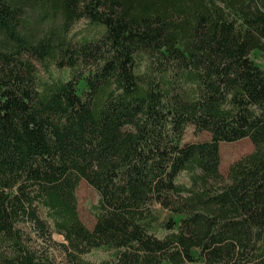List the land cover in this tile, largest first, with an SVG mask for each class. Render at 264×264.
I'll return each instance as SVG.
<instances>
[{"label": "trees", "instance_id": "obj_1", "mask_svg": "<svg viewBox=\"0 0 264 264\" xmlns=\"http://www.w3.org/2000/svg\"><path fill=\"white\" fill-rule=\"evenodd\" d=\"M255 50L264 0H0V264H56L54 233L66 264L99 247L116 250L100 264H264ZM189 125L210 139L183 142ZM244 137L224 176L220 142ZM156 202L178 216L162 235Z\"/></svg>", "mask_w": 264, "mask_h": 264}, {"label": "rangeland", "instance_id": "obj_2", "mask_svg": "<svg viewBox=\"0 0 264 264\" xmlns=\"http://www.w3.org/2000/svg\"><path fill=\"white\" fill-rule=\"evenodd\" d=\"M92 26L87 23L86 20L82 19L77 22L72 31L71 35L75 38H79L83 34H86L91 30ZM251 57L264 68V55L255 50L251 53ZM39 69L41 73L48 77L46 72L41 68L40 65ZM52 71L55 75H63L68 77L69 72L68 69L58 70L55 66H52ZM210 139V133L207 131H198L194 130V126L189 125L186 128L183 142H192V141H202ZM253 149V144L248 137H244L237 141L220 142V171L224 176H227L228 169L230 164L242 157L243 155L249 153ZM77 194V210L81 220L88 226L93 227L95 223V215H94V206L98 204L99 200V193L97 190L90 185L85 179H81L79 185L76 189ZM155 211V218H154V231L158 235H162L164 233L163 225L166 224L171 218L175 217L178 218L177 215H174L170 210L162 207L159 203H154L153 205ZM54 243L52 245L44 244L47 247L48 252L53 257L56 264H66V257L64 252L59 246V242L64 241V238L61 234L54 233L53 234ZM116 254L115 249H110L107 247H99L93 248L89 252L85 253L83 257L86 260L93 262L94 264H100L103 260H111L114 258ZM182 264H192L189 262H185Z\"/></svg>", "mask_w": 264, "mask_h": 264}]
</instances>
